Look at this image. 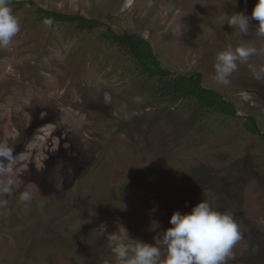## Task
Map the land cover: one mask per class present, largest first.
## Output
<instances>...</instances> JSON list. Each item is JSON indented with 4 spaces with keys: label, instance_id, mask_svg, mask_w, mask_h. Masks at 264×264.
<instances>
[{
    "label": "rangeland",
    "instance_id": "rangeland-1",
    "mask_svg": "<svg viewBox=\"0 0 264 264\" xmlns=\"http://www.w3.org/2000/svg\"><path fill=\"white\" fill-rule=\"evenodd\" d=\"M24 1L10 5L21 30L0 48V144L19 161L0 192V264H29L33 251L45 264H121L119 247L154 243L173 211L202 199L240 226L228 264H264V38L258 21L246 36L224 23L256 0ZM37 7L103 24H49ZM108 28L146 38L172 75L149 77ZM242 43L258 54L218 84L216 53ZM193 71L236 116L173 91Z\"/></svg>",
    "mask_w": 264,
    "mask_h": 264
},
{
    "label": "clouds",
    "instance_id": "clouds-1",
    "mask_svg": "<svg viewBox=\"0 0 264 264\" xmlns=\"http://www.w3.org/2000/svg\"><path fill=\"white\" fill-rule=\"evenodd\" d=\"M253 20L258 21L255 25L257 35L264 38V0H256L250 16L234 12L227 15L224 23L246 36ZM20 30L21 24L10 0H0V48L9 47ZM257 54L258 49L253 44L245 43L216 53V82L224 86L230 84V77L239 65ZM254 75L256 79L264 78V66ZM18 164L15 147L0 144V177L5 178L0 180V192L8 194L13 191ZM31 199L32 194L27 190L19 196L21 202ZM6 208L7 202H0V209ZM169 223L170 227L154 237V243L139 241L131 248L119 247L118 261L121 264H228L234 256V247L243 236L234 216L217 210L206 199L198 201L188 212L173 211Z\"/></svg>",
    "mask_w": 264,
    "mask_h": 264
},
{
    "label": "trees",
    "instance_id": "trees-1",
    "mask_svg": "<svg viewBox=\"0 0 264 264\" xmlns=\"http://www.w3.org/2000/svg\"><path fill=\"white\" fill-rule=\"evenodd\" d=\"M25 3L24 0H10V5L16 8H21ZM37 15L42 22L75 23L82 30L92 29L103 24L97 19L89 18L79 13L70 14L43 7H37ZM105 34L108 39L125 47L136 59L141 70L149 77H166L172 75L173 72L161 66L151 43L140 34L130 32L117 33L112 28H108ZM202 80L203 75L199 71H193L191 74H176L172 79V88L182 98H196L198 103L207 109L227 116H236L237 112L234 103L225 99L216 89L204 86ZM248 118V120L253 119L252 116H248ZM254 125L255 128L252 129L253 133H259L260 130L255 120ZM30 255L28 259L29 264H38V262L45 264L46 261L41 260V258H44L41 252L33 251Z\"/></svg>",
    "mask_w": 264,
    "mask_h": 264
}]
</instances>
